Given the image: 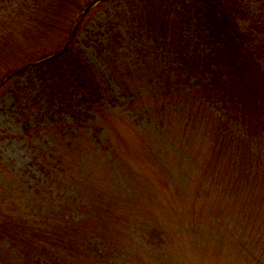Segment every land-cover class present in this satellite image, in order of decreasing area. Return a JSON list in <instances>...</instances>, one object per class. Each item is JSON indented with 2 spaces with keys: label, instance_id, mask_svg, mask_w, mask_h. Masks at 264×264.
Segmentation results:
<instances>
[{
  "label": "rangeland",
  "instance_id": "1",
  "mask_svg": "<svg viewBox=\"0 0 264 264\" xmlns=\"http://www.w3.org/2000/svg\"><path fill=\"white\" fill-rule=\"evenodd\" d=\"M77 1L80 8L66 0H0V68L57 54L94 0ZM132 1L103 0L87 12L66 58L77 56L102 89L103 113L80 93L71 102L62 98L66 105H49L36 62L0 86V199L10 197L30 214L75 199L84 182L114 188L103 198L100 219L86 227L96 238L81 237L93 257L75 254L76 264H264V130L246 140L238 126L233 138L236 122L216 123L224 112L204 103L196 80L159 88L155 77L176 66L166 59L165 41L148 40L152 34L136 36L131 47L116 44L119 55L105 63L107 38L115 27L125 30L117 14L132 19ZM262 1L242 3L257 13ZM224 125L230 135L221 136ZM97 129L98 138L92 136ZM58 155L74 181L57 163L56 171L46 169ZM48 172L62 175L56 189ZM80 211H69L76 222L84 218ZM152 230L166 238L168 257L160 263ZM29 247L1 241L0 264H36L29 256L41 249ZM44 259L74 263L65 256Z\"/></svg>",
  "mask_w": 264,
  "mask_h": 264
},
{
  "label": "trees",
  "instance_id": "2",
  "mask_svg": "<svg viewBox=\"0 0 264 264\" xmlns=\"http://www.w3.org/2000/svg\"><path fill=\"white\" fill-rule=\"evenodd\" d=\"M66 1L75 2L78 8L81 6L80 3H76L77 0ZM140 1L142 5L139 4ZM158 1H132L130 6L136 10L131 13L132 19L123 18V13L117 14L125 21V30L122 27H115L114 32H110L105 48L108 51L103 54L105 63L111 62L114 55H119L116 52V44H119L120 48L124 45L131 47L135 44L133 39H137L136 36L140 40L146 35L145 33L152 34L150 38L148 37L149 40L154 35V40L165 41L164 45L168 53L166 59L171 62L170 65L176 66L173 68V74L155 77L158 80L157 86L161 89H171L196 80L197 92L206 95L204 103L207 102L218 108L220 112L221 110L224 112L219 114L216 123L236 122V127L232 129L233 134L226 130L231 128L224 125L221 136L231 134L235 138L236 129L240 126L238 132L242 129L246 140H251L255 130L258 132L264 130L261 124L257 123V121L264 123V11L250 13L242 0ZM262 3L264 9V1ZM141 42L145 44V41L141 40ZM72 45L59 56L49 52L28 63H23L24 65L12 64L0 68V86L5 80L19 75L27 67L32 66L31 62H36L33 65L38 70L42 93L49 105L52 106L55 102L66 105L64 101L71 102L72 96L80 93L81 101L88 103L92 110L103 113L104 104L99 103L104 92L89 75L87 67L81 60L75 59L77 56L73 58L74 60L66 59L70 55ZM177 70L181 71L178 73ZM62 98L64 101H61ZM78 107L74 105L73 109L76 111ZM238 121H241V125H238ZM99 132V129L95 130L92 136L98 138ZM107 143L108 147L111 146L109 141ZM246 145L248 147V144ZM69 148L72 151L77 150L74 144H70ZM81 158L79 166L82 168L86 165V161L83 162ZM63 162L64 157L58 155L54 163H45L46 169H54L57 163L61 165L59 172L61 171L64 177H68V181H74L76 176L69 175ZM61 174L48 172L47 181L49 185L53 184L54 189ZM97 185L94 181H89L87 184L84 182L82 186L77 185L81 189L80 196L65 201L67 203L64 202L63 205L66 206L63 207L55 202L56 204L48 209L44 207L39 208L38 211L29 210L30 214L26 213L22 206L18 207L19 205L12 198L8 196L1 198L0 242L6 240L30 246L27 249H41V255L38 253L27 255L31 259L36 258L33 259L36 264H46L44 257L51 256L59 258L65 256L74 261L72 264H76L75 254H89V258L93 257L94 249L91 250V245L83 248L84 240L81 237L89 239L94 234L86 227H91L92 221H98L106 210L102 202L104 196L115 194V189L109 185H102L100 182ZM49 194L53 195V192L50 191ZM84 201L86 203H82ZM90 206L94 208L89 209ZM73 208L75 211L82 210L80 213L84 218L81 221L76 222L69 213ZM90 214L95 216L88 220ZM153 232L152 230L151 234ZM154 233L156 237L152 238L154 239L152 241H155L157 248L152 252L158 254L155 259L160 263L168 257V247L164 234L159 231ZM93 237L96 238L95 235ZM93 244L97 247L99 245L95 242ZM57 264L66 263L59 260ZM99 264H102L101 260Z\"/></svg>",
  "mask_w": 264,
  "mask_h": 264
},
{
  "label": "water",
  "instance_id": "3",
  "mask_svg": "<svg viewBox=\"0 0 264 264\" xmlns=\"http://www.w3.org/2000/svg\"><path fill=\"white\" fill-rule=\"evenodd\" d=\"M103 0H94L90 3V5L85 9L84 13L81 15V17L79 19H77V23L75 25V28L73 29V32H72V36L69 40V42L65 45V47L60 51L58 52L55 56H59L60 54H62L63 52H65L67 50V48L72 44V42L74 41V38L78 32V29H79V26L81 24V20L83 18V16L89 12L94 6H96L99 2H101ZM5 82V81H4Z\"/></svg>",
  "mask_w": 264,
  "mask_h": 264
}]
</instances>
